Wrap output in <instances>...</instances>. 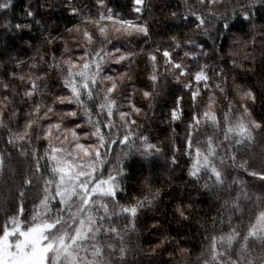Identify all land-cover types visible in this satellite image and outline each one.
<instances>
[{
  "label": "snow or ice",
  "instance_id": "snow-or-ice-1",
  "mask_svg": "<svg viewBox=\"0 0 264 264\" xmlns=\"http://www.w3.org/2000/svg\"><path fill=\"white\" fill-rule=\"evenodd\" d=\"M96 4L104 11L94 18L87 5L81 7L77 0H64L63 6L70 16L80 18V24L65 27L64 34L58 27L50 29L36 19L37 11L31 4L25 8L26 18L42 26L43 43L54 48L62 42L64 48L59 56L50 50V61L44 55L30 58L33 63L28 65L27 74L14 70L7 78H0V93H3L0 130L7 134L4 148L0 149V174L6 173L12 150L30 158L28 172L19 186L16 210L0 209L3 213L0 264H129L127 256L131 249L125 237L136 231L141 211L151 206L161 192L159 188L153 190L149 172L143 181L146 194L121 203L122 195L127 192L125 182L130 178L129 163L147 170L158 166L161 155L170 159L171 165L179 164L178 157L187 158V175L194 186L207 177L199 186L204 191L200 192L198 187L197 193L213 192L219 207L215 216L208 217L211 230L205 229L202 234L208 243L194 260L191 250L175 237L166 236L151 251L155 253L164 244H174L176 251L169 256L181 257L177 264H264V196L253 198L247 181L239 177L229 179L230 169H243L259 179L264 193V167L252 169L247 159L240 160L238 156V146L254 143L256 133L264 131V120L256 119L249 107V102H257L255 84L249 80L257 70L255 41L252 52H245L241 62L231 60V68L221 67L216 60L218 42L233 28L239 26L241 32L246 28L257 30L256 16L264 11V0H240L239 7H233L230 12L219 10L223 0H183L184 12L172 11L169 15L173 21L182 22L178 26L189 28L194 35L181 41L174 33L169 36L171 43L167 47L138 51L130 47L125 50L113 41L121 36H140L144 38L142 43L147 44L151 37L148 22L119 18L105 0H96ZM12 7L13 0H0V11L6 13ZM52 7L59 5H49ZM147 7V0H132V11L137 17ZM89 23L94 32L87 27ZM0 27L23 32L31 31L32 23L13 25L6 19ZM259 31L264 33V25ZM66 35L70 36L71 46ZM198 35L212 39L213 47L206 49L205 43L195 38ZM261 39L264 41V36ZM25 43L31 47V41ZM185 45L193 47L184 50L183 57L175 58L177 50ZM76 50H80L78 54ZM138 55L147 57L146 73L151 82L150 87L142 89H137L133 81L138 76L131 71ZM200 57L215 62L200 63ZM159 58L163 59V65ZM184 58L192 63H186ZM15 63L17 68L25 65L18 58ZM125 63L128 65L125 71L111 69L113 64ZM260 63L264 65V51ZM106 68L116 74H109ZM49 70L61 78L60 93L51 92ZM169 77L190 93L192 112L184 125L183 136L178 137L177 125L183 122L185 111L184 96L177 95L166 117L172 126V138L169 152L165 153L160 142H151L145 134L147 130H142L139 117L143 114L145 120L150 118L134 98L139 92L154 117L157 98L161 97V81ZM16 81L24 87L15 86ZM205 92L208 102L201 110L198 100ZM261 95L264 96V91ZM224 101L227 110L218 111L217 105ZM29 102L23 127L14 128V122L19 124V106ZM58 106L63 107L58 110ZM209 127L211 133L207 132ZM41 142H44L43 151ZM37 185H40L39 202L26 215L27 192ZM244 201L252 204L254 210L246 224L234 226L232 218L241 221L248 210ZM197 202H181L177 206L176 213L182 222L191 220ZM225 220L226 230L218 231L217 225L225 224ZM197 223L204 227L199 220Z\"/></svg>",
  "mask_w": 264,
  "mask_h": 264
},
{
  "label": "trees",
  "instance_id": "trees-1",
  "mask_svg": "<svg viewBox=\"0 0 264 264\" xmlns=\"http://www.w3.org/2000/svg\"><path fill=\"white\" fill-rule=\"evenodd\" d=\"M148 7L144 11L141 17H137V14L132 11V0H105V3L110 7L119 18L133 19L140 23L148 22L151 28V37L147 44L142 43L143 37L140 36H121L119 39H114L113 43L117 46H123L125 50H129V47L133 51H138L140 48L151 50L156 46L167 47L171 42L169 36L171 34H178L181 41L186 40L188 37H192L194 33L187 27L178 26L182 25L180 21H173L169 15L172 11L184 12L183 0H147ZM240 0H223V5L218 6L221 12H230L233 7H239ZM31 4L33 9L37 11L36 19L41 20L50 29L58 27L61 34H64L65 27L71 28L73 25L80 24L79 17L70 16L65 10L63 4L64 0H13V7L8 9L7 12L0 11V25L4 23L6 19H10L13 23H32V30L25 29L23 32H19L15 28L4 29L0 27V78H7L8 73L17 71L18 74H27L28 65L33 63L30 58H37L39 55H44L46 59L50 56L48 53L50 50H54L57 56L63 51L64 45L62 42H58L53 48L50 45H45L42 41V26L35 25L30 19L26 18L25 8ZM49 5H59V7L49 8ZM77 5L83 7L87 5L91 9V14L94 18L98 17L99 11L104 9L99 8L96 4V0H77ZM87 14V13H86ZM257 30L244 29L243 32L237 28H233L224 39L218 42L219 48L216 55V60H219L221 67L231 68V60L235 58L237 62H241L245 52H252L253 41H255L256 51L254 53L256 60V72L254 75L249 76V80L255 84V91L257 93V102L249 105L252 109L253 115L258 120H264V96L261 92L264 91V65H261V53L264 51L262 48L261 37L264 33L259 31L260 27L264 25V11L257 13ZM105 23L111 24V21ZM84 25H81L83 27ZM87 27L93 32L95 29L93 25L89 23ZM213 36L215 33L213 32ZM23 37V39H21ZM198 41L204 42L206 49L210 50L213 47L212 39L203 35L195 37ZM66 39H69V45L71 46L70 36L66 35ZM25 41H31V47H29ZM131 41V45H129ZM106 47H111L107 45ZM193 46L185 45L184 48L178 49V55L175 58L179 59L183 57L184 50H190ZM39 49V53H37ZM80 50H76L77 54ZM197 51H199L197 49ZM25 61L24 67H16V59ZM186 63L191 64L192 61L189 58H184ZM200 63H214V60H208L206 57H200ZM159 63L163 65V59L159 58ZM245 66H248V62L244 61ZM148 64L147 57L144 55H138L135 62L131 66V71L138 76L134 79V83L137 89L144 87H150L151 82L147 79L146 65ZM112 69L116 71H125L128 69L127 63L123 65L113 64ZM219 69H217L218 71ZM161 71L163 68L161 67ZM232 73L229 74L231 76ZM187 79V78H186ZM61 78L58 73H54L49 70V82L53 85L51 92L60 93L62 86L60 82ZM15 86L21 89L24 85L19 81L15 82ZM127 91H131V86H128ZM161 97H158V105L155 110L156 115L153 117L152 113L148 111L145 101L142 96L137 92L135 101L138 106L145 108V112L148 113L150 119L145 120L144 115L139 117L140 123L143 125L142 130L146 129L147 135L151 142H160V146L165 150V153L169 152L170 140L172 138L171 125L167 123V113L169 107L175 104V97L177 95H183V107L185 115L183 122H178L177 134L178 137L183 136L184 125L190 119L192 112L190 93L186 89H181L179 85L172 81L171 78L167 81L162 80L160 84ZM67 94V93H64ZM3 95V93H0ZM22 95V91H21ZM219 95V94H218ZM208 93L205 92L198 100L201 110L204 105L207 104ZM234 100L238 101V97L233 95ZM223 101V98L221 97ZM50 102V101H49ZM30 106L29 103H23L19 106L20 115L18 117L19 124H15L14 128H22L24 121L27 119V112ZM63 106H58V110ZM218 111L227 110V102L224 101L221 105H217ZM240 111V110H239ZM239 111L237 114H239ZM212 129H207L208 133H211ZM6 133L0 130V149L4 148V138ZM222 138V137H221ZM44 142H41V151H43ZM181 148L183 144L181 143ZM238 156L240 160L247 159L252 169L260 170L264 167V131H258L256 133V140L254 143L248 144L245 147L238 146ZM117 152L120 147L115 149ZM223 151V150H221ZM11 163L8 165L5 174H0V209L7 211H15L17 207V197L19 186L22 183L24 174H27L30 158H25L19 155L16 150L11 152ZM178 165H171L170 159L161 155L158 157V166L151 167L150 169H142L139 164L129 163V176L130 178L125 182L127 186V192L122 195L121 203H127L132 200L133 197L146 194V188L143 183L145 177L151 173V185L153 190L159 188L161 190L160 196L155 200L151 206L141 211L137 221V229L134 233L125 237L127 246L131 249L128 253L127 260L129 264H177V261L181 259L178 255L170 258L169 253L176 251L174 244H164L160 248L156 249L153 253L151 250L160 244L161 241L167 237H175L180 241L183 247H187L191 250V256L194 260L197 255L206 247L207 241L203 237L205 229L211 230L208 217L215 216L216 210L219 207L217 203V197L213 192H208L207 195H199L197 188L203 185L207 177L202 178L196 186L191 183L190 177L187 175L189 161L187 158H180ZM43 163V162H42ZM34 168V165H33ZM231 176L229 179L239 177L247 181V187L253 198L257 195L264 196V193L260 190V181L258 178L249 176L243 171V169H230ZM42 184V182H41ZM199 191L203 192L204 189L199 187ZM40 195V185H37L34 189H30L27 192L28 199L25 201V214L29 215L34 204H38V197ZM126 197V198H125ZM198 201L195 204V211L192 214V218L189 221H181L176 213L177 206L183 202L188 204L192 201ZM7 201V203H6ZM222 202V201H221ZM244 205H247L246 211L243 213L241 221H237L236 217L232 218L234 226H242L247 223V218L252 214L253 205L248 201H244ZM243 206V205H242ZM237 215H240L237 213ZM3 213L0 212V219H2ZM204 224V227H200L197 221ZM155 224L156 228L152 225ZM225 224L217 225V230L225 228ZM109 242V241H106Z\"/></svg>",
  "mask_w": 264,
  "mask_h": 264
},
{
  "label": "rangeland",
  "instance_id": "rangeland-1",
  "mask_svg": "<svg viewBox=\"0 0 264 264\" xmlns=\"http://www.w3.org/2000/svg\"><path fill=\"white\" fill-rule=\"evenodd\" d=\"M112 69V68H111ZM111 69H107L106 68V72H108L109 74H116V72H113ZM74 107V106H73ZM250 107V105H249ZM251 108V107H250ZM240 111H242V109H240ZM254 116V115H253Z\"/></svg>",
  "mask_w": 264,
  "mask_h": 264
}]
</instances>
